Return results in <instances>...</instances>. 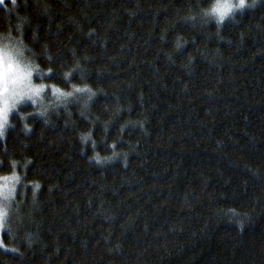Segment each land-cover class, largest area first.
I'll return each mask as SVG.
<instances>
[{
    "label": "trees",
    "instance_id": "1",
    "mask_svg": "<svg viewBox=\"0 0 264 264\" xmlns=\"http://www.w3.org/2000/svg\"><path fill=\"white\" fill-rule=\"evenodd\" d=\"M209 2L0 6L42 80L83 89L10 118L0 177L38 191L0 264H264V0L221 28Z\"/></svg>",
    "mask_w": 264,
    "mask_h": 264
},
{
    "label": "clouds",
    "instance_id": "2",
    "mask_svg": "<svg viewBox=\"0 0 264 264\" xmlns=\"http://www.w3.org/2000/svg\"><path fill=\"white\" fill-rule=\"evenodd\" d=\"M257 0H210L201 9L200 18L205 24L215 23L221 28L225 21L235 18L237 12L255 6ZM40 71L21 40L11 35H0V112L7 113L3 128L10 124V116L26 102L35 101L25 85H35Z\"/></svg>",
    "mask_w": 264,
    "mask_h": 264
},
{
    "label": "rangeland",
    "instance_id": "3",
    "mask_svg": "<svg viewBox=\"0 0 264 264\" xmlns=\"http://www.w3.org/2000/svg\"><path fill=\"white\" fill-rule=\"evenodd\" d=\"M260 1L261 0H257L256 4ZM238 13L240 12H237L236 14ZM42 79L43 74L38 72L34 78L35 86L38 87L43 85L44 87L40 95L35 97V103L31 101L26 102L19 108V110L22 107L31 106L36 109L35 113L40 116L52 114L62 109L64 104L68 101L77 100L76 98H80L83 95V92L81 91H75V94H73V90H60L56 86L48 84ZM19 110L12 113L11 116L18 114ZM9 127L10 124L6 128H3L2 135H0V140L4 138ZM106 160L107 162L112 161L114 160V157H109ZM18 168L19 167L16 165L14 166V170L11 174L0 177V212L7 213V223L9 221L8 218L10 214H12V212H18L22 208L24 201L28 197V194H32V197L35 198L38 191L35 186L32 187L33 190L30 189V185L24 182V174H22V169L18 170ZM19 196L21 198L20 200H18ZM3 231V229H0V250L9 251L2 243L1 235Z\"/></svg>",
    "mask_w": 264,
    "mask_h": 264
},
{
    "label": "snow or ice",
    "instance_id": "4",
    "mask_svg": "<svg viewBox=\"0 0 264 264\" xmlns=\"http://www.w3.org/2000/svg\"><path fill=\"white\" fill-rule=\"evenodd\" d=\"M6 0H0V6H3L5 4ZM13 5H15V0H11ZM25 87L28 88L29 93L36 97L39 96L40 93L43 91V85L41 86H35V85H25ZM76 91H83V89H76ZM35 103V101H33ZM7 120V113L6 112H0V135H2L3 130V123ZM0 229H3L7 231L10 234V229H7V213L6 212H0Z\"/></svg>",
    "mask_w": 264,
    "mask_h": 264
}]
</instances>
